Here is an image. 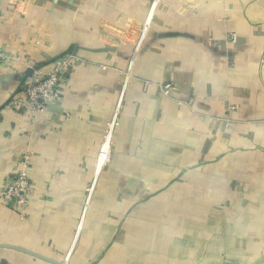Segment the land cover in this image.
<instances>
[{
    "label": "crops",
    "instance_id": "0c3cea01",
    "mask_svg": "<svg viewBox=\"0 0 264 264\" xmlns=\"http://www.w3.org/2000/svg\"><path fill=\"white\" fill-rule=\"evenodd\" d=\"M0 50V191L24 154L33 185L23 218L0 203V264L264 261V0H0ZM67 54L46 113L8 106Z\"/></svg>",
    "mask_w": 264,
    "mask_h": 264
},
{
    "label": "built area",
    "instance_id": "2783aa9c",
    "mask_svg": "<svg viewBox=\"0 0 264 264\" xmlns=\"http://www.w3.org/2000/svg\"><path fill=\"white\" fill-rule=\"evenodd\" d=\"M156 6L154 1L151 5V11ZM149 24V19L143 26V31H146ZM232 42H235V36L232 35ZM137 46L135 53L137 52ZM20 62V58L9 55L0 50V65H13ZM80 59L72 54H67L64 57L56 59L52 63L50 69H34L32 73L22 82L21 95L12 98L8 106L21 110L30 115L33 121L39 119L46 113L48 106L60 98L59 88L64 85L66 80V72L72 66H77ZM127 78L121 83V92L118 103L112 113V117L105 125L103 139L100 145L96 174L100 173L111 160V140L114 131L118 126V118L123 99L124 89L126 87ZM160 91L165 96H170L175 88L173 85L165 84L160 86ZM31 154H24L19 161V168L10 175L0 191V203L9 209L12 213L23 218L26 215V210L29 205V195L33 185L28 177V169L30 166ZM92 188L88 190V199L91 195ZM68 255L59 264H68Z\"/></svg>",
    "mask_w": 264,
    "mask_h": 264
},
{
    "label": "rangeland",
    "instance_id": "374dc122",
    "mask_svg": "<svg viewBox=\"0 0 264 264\" xmlns=\"http://www.w3.org/2000/svg\"><path fill=\"white\" fill-rule=\"evenodd\" d=\"M183 230H179V233H181ZM192 235V234H191ZM178 237L181 238V236L178 235ZM197 239L198 241H201L199 238H201L200 236H197L194 235L193 239ZM204 239V238H202ZM171 245V250L172 251H175V252H179L178 253V256L177 255H172V260L168 263L167 261H165L164 259H162L161 261H164L165 263L164 264H203V260L200 258V254H201V251H202V248H203V244H189V245H185L184 247V244H177V245ZM168 245V246H170ZM205 246V245H204ZM183 248H186V251H183ZM181 251V252H180ZM189 259L191 258V261L190 259L186 261V258ZM176 258V259H175ZM191 262V263H189ZM208 263V262H207ZM225 264H233V261L232 260H227L225 261ZM247 264H264V261H248Z\"/></svg>",
    "mask_w": 264,
    "mask_h": 264
},
{
    "label": "water",
    "instance_id": "95a60500",
    "mask_svg": "<svg viewBox=\"0 0 264 264\" xmlns=\"http://www.w3.org/2000/svg\"><path fill=\"white\" fill-rule=\"evenodd\" d=\"M32 70H33V69H30V70L26 73V75H25L23 81H24L27 77H29V76L31 75ZM23 81H22V82H23ZM12 248L15 249V250H17V251H21V252H23V253H25V254H28V255H30V256H32V257H35V258H38V259H42V260H45V261H47V262H52V261L49 260V259H46V258H44V257H41V256H39V255H37V254H35V253L29 252V251H27V250H25V249H23V248H19V247H12Z\"/></svg>",
    "mask_w": 264,
    "mask_h": 264
}]
</instances>
